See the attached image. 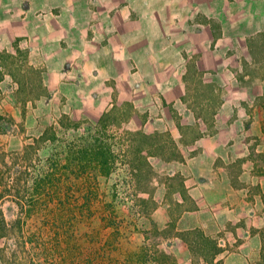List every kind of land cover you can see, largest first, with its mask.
Here are the masks:
<instances>
[{"label":"rangeland","instance_id":"obj_1","mask_svg":"<svg viewBox=\"0 0 264 264\" xmlns=\"http://www.w3.org/2000/svg\"><path fill=\"white\" fill-rule=\"evenodd\" d=\"M128 3L148 10L114 23ZM177 3L180 9L170 12V0H0V19L8 24L0 29V216L6 222L0 264H182L176 235L190 241L193 264H212L215 244L228 246L227 238L202 236L209 226L192 227L194 234L179 219L194 207L172 195L184 188L182 178L170 176L158 155L149 156L153 143L168 145L167 132L176 129L165 101L177 100L186 114L185 92L192 111L204 116L219 101L197 76L184 80V54L198 59L189 42L198 29L181 9L185 0ZM150 18L153 24L143 27ZM259 45L250 62L239 46L238 62H219L235 64L244 86L259 85L220 93L240 106L244 118L229 131L239 132L250 150L247 165L236 162L231 171L237 177L244 166L257 183L264 178ZM211 55L199 66L207 82L217 83L228 71L218 74ZM244 72L251 76L242 78ZM166 150L174 155L170 145ZM261 222V247L250 264H264Z\"/></svg>","mask_w":264,"mask_h":264},{"label":"crops","instance_id":"obj_2","mask_svg":"<svg viewBox=\"0 0 264 264\" xmlns=\"http://www.w3.org/2000/svg\"><path fill=\"white\" fill-rule=\"evenodd\" d=\"M177 4V0H170V12H177V9H180V7H173ZM160 6L153 9L152 16L155 14V18H153L156 21L162 18V7L160 8ZM34 9L37 10V7L35 6ZM181 9L187 12V21H191L192 26L198 29L195 38L191 36L189 41L191 52L198 56V59L195 60L198 68L202 70L199 62L207 58L208 54H212L216 56L217 61L214 63L216 65L213 69L217 70L218 74V69H220V74L224 70L228 72L219 78L220 82L212 83L215 85L214 91L219 101L209 116L198 117L192 111V107L188 105V101L184 102L182 99L180 101L186 106V114L181 112L177 100H172L171 103L164 102L170 108L172 123L177 121L176 129L170 126V130L167 132L169 144H164L162 140L155 141L154 149L149 156L158 155L162 159L160 165L167 170L170 176L182 178L184 188L174 190L172 195L180 205L187 203V199H189L194 206L185 209L179 218L190 224L189 230L194 233L195 229L192 227L200 228L202 225H206L212 230L201 231L203 237L227 238L225 240L227 247H223L221 242L215 244L212 264L222 258L224 259L222 264H250L252 254L259 251L261 247L259 225L264 220V209L259 211L258 207L262 205L261 208H264L263 203H260L264 194V178L257 183L250 176V169L246 170L244 166L237 177L231 171L236 162L242 161V165H247L250 161V150L239 132L229 131L230 126L244 118L238 110L240 106L238 104L233 106L235 102H229L226 98L220 99V93L224 88L228 92H233L250 87L244 86L242 82H238L239 78H235V64L228 68L224 65L220 66L219 62L230 59L238 62L240 53L237 52V46L246 61L250 60V56L257 58L256 45L260 46L259 44H261L264 49V0H185V5ZM134 10L144 16L148 9L145 6H136L134 3L120 6L117 9L114 23L120 24ZM151 20L152 18L145 20L143 27H150L153 24ZM6 25L8 24L0 19V29L2 27L6 29ZM14 41L15 39H12L10 42L15 43ZM1 42L0 37V44ZM116 43L118 45L127 44L126 41ZM192 56L184 54L186 68ZM212 58L215 59L213 56ZM237 66H239L238 63ZM240 69L238 71L241 73L242 69ZM207 74L204 72L205 81ZM241 76L245 79L251 74L244 72ZM242 78L241 80H243ZM262 79L264 83V75ZM1 82L2 80H0ZM252 85L250 90L256 91V88L259 87L256 82H253ZM262 90L264 91V89ZM185 94L184 92L181 98ZM258 95L261 96L259 92ZM253 105L249 104L248 106L250 108ZM172 107L176 110V117L173 115ZM169 145L174 150L172 157L167 156L170 154L166 150ZM255 184H259L258 192L255 190ZM163 186L164 183L160 182V187ZM162 192L165 194L164 190ZM162 202H165L164 195L161 197L160 203ZM174 240L180 249H184L179 262L193 264V257L189 249L190 241L180 235H176ZM177 244L174 243L172 247L175 248ZM226 253L229 255L225 256ZM204 260L207 259L202 258V261Z\"/></svg>","mask_w":264,"mask_h":264},{"label":"trees","instance_id":"obj_3","mask_svg":"<svg viewBox=\"0 0 264 264\" xmlns=\"http://www.w3.org/2000/svg\"><path fill=\"white\" fill-rule=\"evenodd\" d=\"M194 76H197L199 78V81L200 83L208 86L211 88V97L210 99H216L215 97L217 96L215 94V91H214V84L212 83H208L204 80V72L202 70H200L197 66V62L196 61H192V60H189L188 63H187V70L184 74V80L187 82L189 80V78L191 77H194ZM183 101L185 102L186 101V98L185 97H182ZM172 112L174 113L173 115L176 117L177 116V113L176 110L172 107L171 108ZM198 117H201V116H204V115H201V114H198L197 115ZM205 119V117H204ZM6 228V222H5V218L3 216V214H1L0 216V240L3 238L4 236V233H3V230Z\"/></svg>","mask_w":264,"mask_h":264}]
</instances>
